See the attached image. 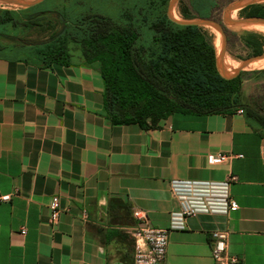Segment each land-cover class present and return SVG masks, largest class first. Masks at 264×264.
<instances>
[{"label": "crops", "instance_id": "obj_1", "mask_svg": "<svg viewBox=\"0 0 264 264\" xmlns=\"http://www.w3.org/2000/svg\"><path fill=\"white\" fill-rule=\"evenodd\" d=\"M72 55L51 66L0 57V264H134L135 209L167 228L173 179L228 176L239 207L171 229L160 264H217L213 230L228 231L236 264H264V136L244 113L114 123L99 64ZM214 153L242 157L212 166Z\"/></svg>", "mask_w": 264, "mask_h": 264}, {"label": "trees", "instance_id": "obj_2", "mask_svg": "<svg viewBox=\"0 0 264 264\" xmlns=\"http://www.w3.org/2000/svg\"><path fill=\"white\" fill-rule=\"evenodd\" d=\"M45 1L30 8L0 9L1 58L67 65L72 61L74 42L84 63L99 64L105 110L114 123L149 127L173 113L207 115L241 109L264 136V113L243 98L242 86L250 72L223 76L207 31L172 20L170 0H146L124 10L120 20L92 11L71 16L55 7L44 9ZM207 3L194 0L192 6L200 16L209 17L212 5ZM243 11L247 17L264 18V4ZM52 13L57 14L56 21ZM183 15L193 17L187 11ZM33 28L45 32L46 38L27 36ZM239 38L254 55L264 52L263 33L243 30Z\"/></svg>", "mask_w": 264, "mask_h": 264}, {"label": "built area", "instance_id": "obj_3", "mask_svg": "<svg viewBox=\"0 0 264 264\" xmlns=\"http://www.w3.org/2000/svg\"><path fill=\"white\" fill-rule=\"evenodd\" d=\"M239 112H243L241 109ZM242 154L214 153L209 155L212 166L228 164L231 159ZM234 176L222 180L173 179L170 188L177 199L178 209L171 212V223L167 228L149 225L146 214L139 209L133 211L138 225L132 230L135 240L134 264H160L167 255L169 232L171 229L184 228L187 219L202 213L229 214L239 204L232 197L231 184ZM10 194L2 195L1 200H9ZM60 209L52 205L50 222L52 226L59 221ZM26 233V228L20 230ZM212 256L217 264H236L239 259L228 252V231L211 232Z\"/></svg>", "mask_w": 264, "mask_h": 264}, {"label": "rangeland", "instance_id": "obj_4", "mask_svg": "<svg viewBox=\"0 0 264 264\" xmlns=\"http://www.w3.org/2000/svg\"><path fill=\"white\" fill-rule=\"evenodd\" d=\"M194 0H179L175 7L173 14L180 20L183 19H196L198 17H203L199 15V12L195 10L192 6V2ZM201 3L208 2V5H212L210 9V16H212L217 22H219L224 31L226 32L225 39V51L224 58L230 59L233 63H235L238 67L247 59L252 57L254 54L250 48H247L242 40L239 38V34L243 30H252L256 32L263 33L257 29L246 28L249 23H241V24H228L224 20L225 11L234 3L239 2L240 0H197ZM146 2V0H46L42 3L41 7L44 9L57 8L61 10V12H65L66 14H70L72 16L79 14L80 12L84 13L87 11H92L95 13H99L102 15H106L111 17L114 20H120L122 18V13L124 10L128 8H132L135 6H141ZM256 4H264V1L256 3ZM2 6V7H1ZM250 6V5H249ZM248 7V6H247ZM1 8H21L19 5L3 3L0 1V9ZM245 8V7H244ZM244 8L242 9H234L231 11L233 13L235 19L245 18L247 17L244 13ZM188 12L191 18H185L183 12ZM79 12V13H77ZM231 13L229 15H231ZM57 14L52 13V17L55 19ZM263 18V17H258ZM60 28V24L57 25ZM203 29L207 31L212 43L214 46L217 44L218 34L216 32H211V27L209 26H201ZM27 36L32 38H46L45 32H39L36 28L28 30L26 33ZM223 46V45H222ZM71 48L76 50L77 53H80V47L76 43L71 44ZM216 48V47H215ZM217 53V50H216ZM219 56V54L217 53ZM263 63L264 59L256 60L252 63ZM244 70L250 72L248 78L244 81L242 86L243 98L244 102L254 107L257 111L264 113V68H253L248 65Z\"/></svg>", "mask_w": 264, "mask_h": 264}, {"label": "water", "instance_id": "obj_5", "mask_svg": "<svg viewBox=\"0 0 264 264\" xmlns=\"http://www.w3.org/2000/svg\"><path fill=\"white\" fill-rule=\"evenodd\" d=\"M3 3L8 4H15L21 6V8H30L38 5L39 3L43 2L44 0H0ZM179 0H170L168 5V16L174 20L175 22L182 24V25H197V26H209L217 29L221 35H222V51L220 55H217V66L221 74L225 77H231L232 75L240 72L241 70H244L248 65H250L252 62L264 59V52L261 54H255L249 59L245 60L239 67L233 69V71L228 70L225 63H224V51H225V39H226V32L223 29V26L217 22L212 16L209 17H198L196 19H183L180 20L178 18H175L173 15L174 7L176 3ZM264 0H240L239 2H236L232 4L224 13V20L228 24H241V23H252V22H261L264 23V18H258V17H245L240 19H233L230 17L231 11L234 9H242L244 7H247L249 5H253L259 2H262ZM61 19L63 17L61 16Z\"/></svg>", "mask_w": 264, "mask_h": 264}, {"label": "bare ground", "instance_id": "obj_6", "mask_svg": "<svg viewBox=\"0 0 264 264\" xmlns=\"http://www.w3.org/2000/svg\"><path fill=\"white\" fill-rule=\"evenodd\" d=\"M174 17H175V15H174ZM230 17L233 18V19H235L233 13H231ZM175 18H177V17H175ZM246 28L257 29V30H260V31L264 32V23H261V22H252V23H249V25H247ZM211 32L212 33L215 32V35H216V32L218 34L217 44H216L215 47H216L217 53L220 55V53L222 51V35H221V33L217 29H215L213 27H211ZM224 63H225V65L230 66V67H233V68H237L238 67L235 63H233L227 57L224 58ZM250 66H252L253 68H264V62L263 63H256V62L255 63H251Z\"/></svg>", "mask_w": 264, "mask_h": 264}]
</instances>
